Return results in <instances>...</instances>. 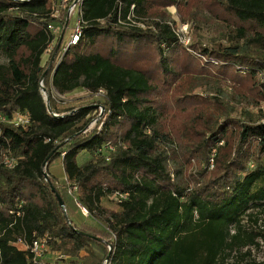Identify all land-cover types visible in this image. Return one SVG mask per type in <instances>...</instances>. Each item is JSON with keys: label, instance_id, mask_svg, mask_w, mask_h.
<instances>
[{"label": "trees", "instance_id": "obj_1", "mask_svg": "<svg viewBox=\"0 0 264 264\" xmlns=\"http://www.w3.org/2000/svg\"><path fill=\"white\" fill-rule=\"evenodd\" d=\"M54 1L0 0V264H33L15 244L46 237L43 264H248L264 237L255 228L264 221V114L249 112L264 103V0H85L82 36L56 69L63 40L43 65L48 25L65 33L68 11L52 19ZM171 6L182 21L207 10L229 23L226 44L192 45L226 78L209 100L197 95L203 69L179 45L163 10ZM54 90L88 97L57 101ZM174 101L186 102L183 116ZM20 113L30 123L17 128ZM177 150L200 156L194 186L175 180ZM58 159L63 182L50 171ZM117 192L127 198L112 201Z\"/></svg>", "mask_w": 264, "mask_h": 264}, {"label": "rangeland", "instance_id": "obj_2", "mask_svg": "<svg viewBox=\"0 0 264 264\" xmlns=\"http://www.w3.org/2000/svg\"><path fill=\"white\" fill-rule=\"evenodd\" d=\"M163 10L167 11L169 15L172 18V21L174 23L172 24V28L174 29L175 33L178 36L179 39V45L184 50H187L189 53L191 51H195V55L197 58L200 59V66L202 67V75L201 80L204 82L205 86L200 88L197 91V95L201 99H210L212 95H215L217 93L218 89V81L224 80L225 77L220 76V74H212L210 72L209 66H205L204 60H202V56L200 53L196 51V49H192V45H196L198 47H207L208 49H212L213 45L216 42H222L223 44L227 43L226 39H222L220 28H223L226 26L228 28L229 23H225L223 20L218 18L217 12L211 13L207 10H199L196 13V15L191 16L188 20L182 21L180 14L178 13L176 6H171L168 8H164ZM77 17H74L71 21L68 29L65 31L64 39H63V46H66L69 44L72 34V29L74 28L75 21ZM133 20V18H132ZM142 26V24H140ZM231 26V25H230ZM56 47V45H55ZM54 47V49H55ZM54 51V50H53ZM192 54V53H191ZM48 58V57H47ZM47 58L45 60H47ZM0 62L2 64L6 63V59L2 54H0ZM46 62H43L45 64ZM204 66V67H203ZM174 70H177L174 66H171ZM229 67V66H228ZM231 68V67H230ZM231 73V70H230ZM226 80V78H225ZM54 97L57 101H73V100H80L83 99V97H88V93L85 90H78L72 94H68L66 96L60 95L56 90H54ZM47 100V98H46ZM185 101H174L172 103V106L175 107L178 111L175 112L178 116H183L185 112L186 106ZM250 114L253 116L254 119H261L262 115L264 114V103L262 104V107L260 109L253 108L249 111ZM245 110L241 107L236 106V111L232 114V117L237 120H242L244 118ZM264 121V120H262ZM175 123L177 121L175 120ZM88 159L87 154H82L78 158V162L80 164H83ZM200 156L194 155L191 157H185V154L181 150H177L176 153L172 156L171 159V169L175 176V180L179 181L180 183L186 184L187 182L192 183V186H194L193 179H196V173L198 172L199 168V161ZM202 165V164H201ZM200 165V166H201ZM50 171L53 173V176L55 179L59 180L60 182L64 181V170H63V164L62 159L56 160L54 163H52L50 167ZM176 172H178V175H176ZM75 220L83 221V218L75 214L73 216ZM99 227L101 229H106L104 224L98 223ZM256 229H264V221H261L259 225L255 227ZM258 246L252 247L250 249V256H247L246 262L248 264H264V237L260 238L258 240ZM247 250H244L246 253ZM81 255H85V253H81ZM234 260H230L228 264H233Z\"/></svg>", "mask_w": 264, "mask_h": 264}, {"label": "built area", "instance_id": "obj_3", "mask_svg": "<svg viewBox=\"0 0 264 264\" xmlns=\"http://www.w3.org/2000/svg\"><path fill=\"white\" fill-rule=\"evenodd\" d=\"M20 1L21 2H28L31 0H20ZM84 1L85 0H55L53 3L54 9H53V12L51 14L52 19H56V20L60 19L62 17V14L64 12L68 11L67 12L66 30L68 29L73 18L77 17L76 21H75L74 28L72 29V34H71V39H70L69 44L66 46H63L62 50L56 54L54 61L52 62V64L55 65L54 66L55 69L61 63L66 51L68 50V48L72 45H76L82 36L83 28L85 25V22L83 19ZM48 31L53 36V40H52V43H51L49 49L46 51V53L43 56V62H46V63L50 59L55 45H57L59 38L63 34L61 26H57L53 23H50L48 25ZM63 39H64V37H63ZM46 58H47V60H45ZM45 64H43V65H45ZM259 76L261 78V81L264 83V70L259 72ZM41 86L43 87V84H41ZM100 95L104 96V93L100 92L99 94H97V96H100ZM102 111H103V109H102ZM53 115L55 117H58V115L55 113ZM0 121L6 122V118L3 116H0ZM10 123L13 124V126L17 127V128L21 127V126L26 127L30 123V116H29V114H22V113L15 114L13 116L12 120L10 121ZM93 125H95V124H93ZM105 149L110 154H113L116 151L115 147L111 144H108ZM215 155H216V150H213V155H212V158L210 159V163H209L211 169H213L215 167V160H214ZM63 156H65V154H63ZM110 159L111 158L109 157L107 160L109 161ZM4 162H5V165L7 167H13L14 163H15L14 160L9 159V158H5ZM76 191H77L76 187H69V194L70 195L74 196ZM126 198H127V195H122V194L117 192V193H115L114 196L111 197V200L114 202H121V201L125 200ZM75 201H76L77 205L80 207L82 213L85 216H88L89 215L88 210L85 207H83L77 201V199H75ZM15 246L21 250L30 251V253L32 255V259H33V264H43V262L46 260L47 256L51 253V247L48 244L47 237L34 241L31 246L25 245L22 241H20L19 243H16Z\"/></svg>", "mask_w": 264, "mask_h": 264}, {"label": "water", "instance_id": "obj_4", "mask_svg": "<svg viewBox=\"0 0 264 264\" xmlns=\"http://www.w3.org/2000/svg\"><path fill=\"white\" fill-rule=\"evenodd\" d=\"M63 37H64V33L61 36V41L63 40ZM59 47H60V44L58 45V47H57V49H56V51H55V53L53 55L52 62L54 61V58H55V56H56V54H57V52L59 50ZM52 190H53L54 193H56V190L54 188H52ZM56 195H57V199L59 201V204H60L61 208L65 211V204L63 202V199L61 198V196L59 194H56Z\"/></svg>", "mask_w": 264, "mask_h": 264}, {"label": "crops", "instance_id": "obj_5", "mask_svg": "<svg viewBox=\"0 0 264 264\" xmlns=\"http://www.w3.org/2000/svg\"><path fill=\"white\" fill-rule=\"evenodd\" d=\"M83 98H85V97H83Z\"/></svg>", "mask_w": 264, "mask_h": 264}]
</instances>
